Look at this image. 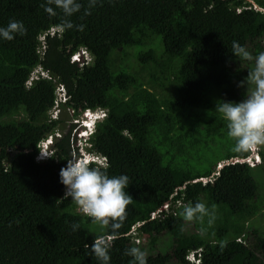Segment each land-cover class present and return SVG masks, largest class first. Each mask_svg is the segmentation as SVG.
I'll return each instance as SVG.
<instances>
[{"label": "trees", "instance_id": "1", "mask_svg": "<svg viewBox=\"0 0 264 264\" xmlns=\"http://www.w3.org/2000/svg\"><path fill=\"white\" fill-rule=\"evenodd\" d=\"M253 1L264 8V0H100L84 15L81 0L71 17L81 31L58 30L60 16L44 11L45 0H0V27L15 20L26 29L0 40V264H98L90 245L105 229L63 199L59 182L66 159L80 155L64 111L77 116L80 106L108 108L90 150L106 156L109 176L129 177L132 201L110 264H131L132 246L147 264H264V231L247 224L264 203L254 177L264 146L259 163L244 161L251 154L232 151L215 111L218 100L239 102L251 91L241 81L254 64L231 51L235 41L253 56L264 52V11ZM82 49L90 60L72 61ZM38 66L49 77L27 85ZM58 84L70 99L54 119ZM58 131L54 155L37 162L39 142ZM216 140L225 144L211 160L205 154ZM197 201L215 210L211 226L180 215ZM144 237L148 245L136 243ZM199 249V263L186 259Z\"/></svg>", "mask_w": 264, "mask_h": 264}, {"label": "clouds", "instance_id": "2", "mask_svg": "<svg viewBox=\"0 0 264 264\" xmlns=\"http://www.w3.org/2000/svg\"><path fill=\"white\" fill-rule=\"evenodd\" d=\"M100 0H86L87 6L81 0H45L44 11L50 16H60L58 30H69L76 27L83 30V25H74L71 17L80 12L84 7V15H89ZM26 29L20 21H10L6 27H0V40L11 41L16 35H24ZM78 53L85 55L90 53L87 49H82ZM233 56L240 61H248L254 64L247 71V76L241 81V85L251 88V91L239 102L218 100L215 111L227 122V135L234 141L232 151L238 154H252L264 146V52H259L253 56L244 46L238 42L232 43ZM49 77L47 72H42L40 77L28 79L29 83L35 79ZM64 84L56 87L55 105L60 107V103L70 99L66 95ZM63 93V94H62ZM60 95L63 97L61 98ZM54 110V107L49 111ZM60 110V108H59ZM82 110L92 118L105 120L109 115V110L104 106L95 108H83ZM70 111H74L70 108ZM61 114V113H57ZM56 115V114H55ZM54 116V115H52ZM61 137L56 133L55 138L41 141L38 144V152L35 160L39 163L49 160L54 153L41 154L46 148L55 147V143ZM79 139L80 146H76ZM91 138H77L74 146L77 151L90 150ZM73 142V141H72ZM37 158H41L38 160ZM107 162L103 160H92L90 157L83 159H66V164L59 170V182L64 186L63 199H69L77 207L78 214H82L91 219L95 224H99L105 233L96 237L90 245L92 256L96 258L98 264H110V249L112 241L115 240L126 218V207L132 201V197L126 189L129 185V177L126 174L109 176L107 172ZM164 208V207H163ZM162 208V209H163ZM180 215L185 221L198 220L203 222L207 217V224L211 226L216 218L215 210H210L203 202L184 205ZM80 229L79 223L71 224V230L76 232ZM201 235L204 230L201 229ZM221 243V247H223ZM200 249L191 251L186 259L200 262ZM125 255L132 258L131 264H147L146 253L138 246H132L125 250Z\"/></svg>", "mask_w": 264, "mask_h": 264}, {"label": "rangeland", "instance_id": "3", "mask_svg": "<svg viewBox=\"0 0 264 264\" xmlns=\"http://www.w3.org/2000/svg\"><path fill=\"white\" fill-rule=\"evenodd\" d=\"M253 3V2H252ZM254 5V4H253ZM255 7V6H254ZM262 11H264V9H261ZM56 31H55V29L53 30V31H51V34H54ZM41 39H45V37L44 36H41ZM135 50H139V49H135ZM80 55H82V54H80ZM80 55H77V53H75L74 54V56H73V60H77V59H79L80 58ZM85 56H86V54H85ZM42 72H46V71H43V69H42V67H39V68H37L33 73H32V77H36V76H38V75H41L42 74ZM146 76H148L147 74H146ZM60 97L61 98H63L61 95H60ZM54 107V110L51 112V117L52 118H54V119H57L58 117H60V115L61 114H57V113H60V110H59V108L60 107H57V105H55V106H53ZM52 107V108H53ZM64 112H66V113H64ZM63 113H64V117H65V119H66V123H65V126H64V131L66 132L70 127H71V125H73V127H75L76 125H78V124H81V125H83V119H84V116L86 115V113L85 112H83L82 114H80L79 116H77V117H75V116H73L72 115V112L70 111L69 112V114H67L68 113V111H67V109H66V111H64ZM56 114V115H55ZM88 114V113H87ZM52 115H54V116H52ZM71 119V121H69ZM192 125H193V122H192V120L191 121H189V122H187V127L188 128H191L192 127ZM76 129H77V131H76ZM85 130H88V128L87 127H84V126H82L81 128H78L77 126H76V128H73V130H72V133L74 134V132L76 131V133H75V136L77 137L78 136V134H80V133H82V131H85ZM58 133H61L60 131H58ZM88 134H91V131H89L88 130V132H87ZM49 139H52V134H50L47 138H43L41 141H46V140H49ZM40 141V142H41ZM223 144H225V143H219L218 142V140H216L214 143H212L211 144V146H210V148L207 150V152H206V154H205V156L207 157V158H210L211 160H215L219 155H221V153H219V150H220V147L221 146H223ZM76 146L77 147H79L80 146V144H79V139L77 140V142H76ZM227 147V145H224V147ZM38 160H40L41 158H37ZM262 160H263V158H262ZM252 161H254L253 159H252ZM224 163H219L218 164V167H221L222 165H223ZM254 177H255V179H256V181H257V183H258V188H259V190H258V197H257V200H259L260 201V199L262 200V201H264V161H263V164L262 165H260V166H258L257 168H255L254 169ZM261 201V202H262ZM262 205V209L260 210V212L256 215V216H254L247 224L248 225H250L251 227H254V228H257L260 232L261 231H264V203H262L261 204ZM167 206V204H164V208ZM162 207V208H163ZM162 208H160L159 210H161ZM160 212V211H159ZM157 213V212H156ZM155 212H154V214L152 213V217L151 218H154L156 215ZM189 223H191L192 224V222H189ZM95 224V223H94ZM141 223H139L138 225H140ZM96 225V228L97 229H99V231L100 232H103L104 231V229L99 225V224H95ZM133 231H135L134 229H133ZM167 240V237L166 236H163V237H161L160 239H159V243L160 242H163V241H166ZM136 243L137 244H142L143 246H146V245H148V242H147V240L145 239V237L144 238H142V239H140L139 240V242H138V240L136 239Z\"/></svg>", "mask_w": 264, "mask_h": 264}, {"label": "bare ground", "instance_id": "4", "mask_svg": "<svg viewBox=\"0 0 264 264\" xmlns=\"http://www.w3.org/2000/svg\"><path fill=\"white\" fill-rule=\"evenodd\" d=\"M253 4H254V6H255V8H257V9H259V10H261V9H264V8H262V7H259L254 1H253ZM51 31H53L52 29H51ZM41 39V38H40ZM41 40H43V39H41ZM77 55H80V53H78ZM73 56L74 55H72V61H77V60H80L81 59V57H83V59H84V61H89L90 60V56H89V54L87 53L86 54V56L85 55H80V58L79 59H77V60H73ZM39 67H42V66H38L37 68H39ZM37 68H35V70L37 69ZM43 69V68H42ZM34 70V71H35ZM33 71V72H34ZM43 71H46L45 69H43ZM32 72V73H33ZM47 72V71H46ZM48 73V72H47ZM41 75H38V76H36V77H32V74H31V76H30V78H37V77H40ZM29 78V79H30ZM26 84L27 85H30V83H29V81H27L26 82ZM63 94V93H62ZM66 95L67 96H69L70 97V95L68 94V91L66 90ZM84 111H82V112H80L77 116H79L80 114H82ZM86 113V112H85ZM77 116H75V117H77ZM100 120H102V119H100V118H97V119H94V118H92V116L91 115H89V114H87L86 113V115L84 116V119H83V125H81V124H78V125H76L78 128H81L82 126H84V127H87L88 128V130L89 131H91V134H88L87 132H88V130H85V131H82V133H80V134H78V136H77V138H90V136H92L95 132H96V128H97V123H98V121H100ZM76 126L74 127V128H76ZM76 131H77V129H76ZM76 131L74 132V133H76ZM56 133H58V132H55V133H51L52 134V138H55V135H56ZM50 135V134H49ZM48 135V136H49ZM47 138V137H46ZM47 141V140H46ZM53 150H54V148L53 147H49V148H46L41 154H49V153H53ZM79 152V156L77 157L78 159H83V158H85V157H90V158H92V160H94V161H96L97 159L98 160H103V161H106L107 162V158H106V156H104V155H101V154H95V153H93V154H90V153H88L87 151H78ZM259 150H257L255 153H252L249 157H247V158H243V160L244 161H247L250 165H256L257 163H259L260 161H259ZM252 159L254 160V161H252Z\"/></svg>", "mask_w": 264, "mask_h": 264}]
</instances>
